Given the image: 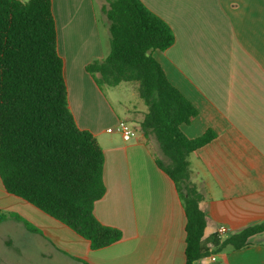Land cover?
<instances>
[{"label": "crops", "instance_id": "0c3cea01", "mask_svg": "<svg viewBox=\"0 0 264 264\" xmlns=\"http://www.w3.org/2000/svg\"><path fill=\"white\" fill-rule=\"evenodd\" d=\"M175 34L154 56L198 115L181 129L189 139L216 137L189 156L203 195L206 237L227 238L264 221V0H141ZM59 54L71 110L105 154V196L95 216L123 238L100 250L29 202L6 190L0 177V264H186L187 217L174 181L155 160L154 137L135 129L105 98L87 66L110 52L98 22L101 0H52ZM107 36V37H106ZM126 121L131 141L108 132ZM240 251L227 250L199 264H264V232Z\"/></svg>", "mask_w": 264, "mask_h": 264}, {"label": "trees", "instance_id": "16d2710c", "mask_svg": "<svg viewBox=\"0 0 264 264\" xmlns=\"http://www.w3.org/2000/svg\"><path fill=\"white\" fill-rule=\"evenodd\" d=\"M99 25L110 35V52L87 66L102 90L136 83L147 112L140 122L154 137L158 167L175 183L186 217V264L252 245L264 221L234 235L206 237L203 195L193 182L189 156L215 139L208 130L189 139L182 131L196 107L167 77L156 51L175 43L171 27L141 0H105ZM105 154L97 138L79 128L71 110L65 63L59 54L52 0H0V177L22 198L88 240L92 250L123 238L96 218L107 191ZM15 216L0 211V224Z\"/></svg>", "mask_w": 264, "mask_h": 264}, {"label": "rangeland", "instance_id": "374dc122", "mask_svg": "<svg viewBox=\"0 0 264 264\" xmlns=\"http://www.w3.org/2000/svg\"><path fill=\"white\" fill-rule=\"evenodd\" d=\"M103 4H106L105 0H101ZM99 15L102 16V12L99 9ZM107 37V36H106ZM102 93L110 100L114 107L124 111L122 106V101L127 104L131 115L134 119L135 129L140 130V122H142L145 113L147 112L146 105L143 100L140 98L138 85L136 83H123L118 87H103ZM131 126V125H130ZM155 153L160 155V150L158 145L154 148Z\"/></svg>", "mask_w": 264, "mask_h": 264}, {"label": "built area", "instance_id": "2783aa9c", "mask_svg": "<svg viewBox=\"0 0 264 264\" xmlns=\"http://www.w3.org/2000/svg\"><path fill=\"white\" fill-rule=\"evenodd\" d=\"M19 1H26V0H19ZM108 132H117L121 134L123 139L127 142L131 141L136 136L135 131L126 121H120L117 124V126H115L114 128H109ZM227 232L228 229L225 226H220V228L218 229V234H220V236L225 235Z\"/></svg>", "mask_w": 264, "mask_h": 264}]
</instances>
